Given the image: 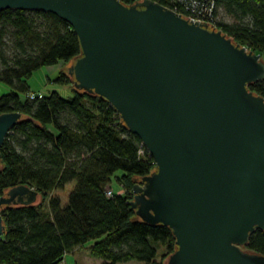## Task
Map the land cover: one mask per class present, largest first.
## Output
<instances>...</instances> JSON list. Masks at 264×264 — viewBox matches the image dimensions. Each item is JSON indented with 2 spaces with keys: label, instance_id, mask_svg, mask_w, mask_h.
I'll return each mask as SVG.
<instances>
[{
  "label": "water",
  "instance_id": "95a60500",
  "mask_svg": "<svg viewBox=\"0 0 264 264\" xmlns=\"http://www.w3.org/2000/svg\"><path fill=\"white\" fill-rule=\"evenodd\" d=\"M4 9L72 26L80 53L66 69L71 84L106 100L155 163L130 206L171 230L166 264H264L242 248L264 231V97L248 88L264 79L261 54L154 0H0ZM21 118L0 114V147ZM38 197L19 184L0 195V209Z\"/></svg>",
  "mask_w": 264,
  "mask_h": 264
},
{
  "label": "trees",
  "instance_id": "16d2710c",
  "mask_svg": "<svg viewBox=\"0 0 264 264\" xmlns=\"http://www.w3.org/2000/svg\"><path fill=\"white\" fill-rule=\"evenodd\" d=\"M154 1L191 14L188 0ZM214 2L215 26L262 56L264 0ZM79 53L77 34L57 15L0 10V83L6 86L0 92V114L22 115L0 147V195L25 184L40 197L31 205L0 209L5 224L0 264H57L86 245L101 264H163L157 260L158 249L174 251L171 230L140 220L130 206L134 184L155 168L140 139L123 126L106 100L76 90L63 71L52 81L71 85L69 97L55 90L33 100L26 97L34 71L69 62ZM248 88L264 97V79ZM71 182L74 186L63 205L54 192ZM108 188L111 195L106 194ZM119 188L123 193H117ZM242 248L264 254V231L255 230Z\"/></svg>",
  "mask_w": 264,
  "mask_h": 264
},
{
  "label": "rangeland",
  "instance_id": "374dc122",
  "mask_svg": "<svg viewBox=\"0 0 264 264\" xmlns=\"http://www.w3.org/2000/svg\"><path fill=\"white\" fill-rule=\"evenodd\" d=\"M225 19H228L226 16ZM8 37V36H7ZM6 37V38H7ZM8 45L9 42L7 40ZM6 51L10 52V49H6ZM264 54V53H263ZM264 60V56H262ZM70 62V61H69ZM69 62H58L57 64L50 66H43L38 70L34 71L33 74L27 80L30 91L42 93L44 95L48 94L50 91H57L63 97H69L72 94L71 85H60L52 81V79L57 75L59 71H63L66 73L67 66ZM6 86L0 83V92L4 91ZM74 186V182L66 184L63 190H57L54 193L59 195L62 204L64 205L67 202V196L69 192L72 190ZM37 201H40V197H38ZM37 202V203H38ZM169 254L165 247H159L157 260L162 261L163 264H166L167 258ZM98 258H94L89 255L87 246L75 248L72 252L68 254L65 261H62L59 264H99ZM101 264V263H100ZM127 264H142L137 261H129Z\"/></svg>",
  "mask_w": 264,
  "mask_h": 264
},
{
  "label": "built area",
  "instance_id": "2783aa9c",
  "mask_svg": "<svg viewBox=\"0 0 264 264\" xmlns=\"http://www.w3.org/2000/svg\"><path fill=\"white\" fill-rule=\"evenodd\" d=\"M190 5L191 14H183L184 16L190 15L205 21L210 22L212 25L215 26V14H214V0H188ZM43 96L42 93L37 92H29L26 97L30 100L41 98ZM141 146L144 145L141 143ZM111 189L108 188L106 191L107 195H111ZM117 193H123V189L119 188Z\"/></svg>",
  "mask_w": 264,
  "mask_h": 264
},
{
  "label": "crops",
  "instance_id": "0c3cea01",
  "mask_svg": "<svg viewBox=\"0 0 264 264\" xmlns=\"http://www.w3.org/2000/svg\"><path fill=\"white\" fill-rule=\"evenodd\" d=\"M264 56V54L262 55ZM33 92V91H32ZM87 246V245H86ZM68 256V254H66L61 260L60 262H58L57 264L61 263L62 261H65L66 260V257ZM92 258V257H91ZM99 261V264L102 263V260L101 259H97ZM128 262L126 263H120V264H127Z\"/></svg>",
  "mask_w": 264,
  "mask_h": 264
}]
</instances>
